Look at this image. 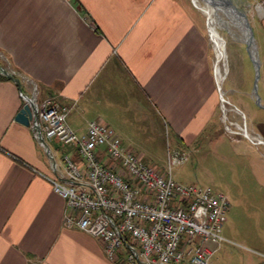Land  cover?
I'll return each instance as SVG.
<instances>
[{
    "label": "crops",
    "instance_id": "crops-1",
    "mask_svg": "<svg viewBox=\"0 0 264 264\" xmlns=\"http://www.w3.org/2000/svg\"><path fill=\"white\" fill-rule=\"evenodd\" d=\"M228 1L242 13L238 1L257 4L251 29L264 64V0ZM209 58L192 0H0V264H113L97 238L65 227L71 211L47 179L50 165L63 173L65 155L84 163L73 147L41 143L32 121H15L27 100L67 109L78 135L103 122L134 154L163 136L190 146L221 102ZM256 224L264 240V217ZM223 243L232 244L209 264H264V253L236 256Z\"/></svg>",
    "mask_w": 264,
    "mask_h": 264
},
{
    "label": "built area",
    "instance_id": "built-area-1",
    "mask_svg": "<svg viewBox=\"0 0 264 264\" xmlns=\"http://www.w3.org/2000/svg\"><path fill=\"white\" fill-rule=\"evenodd\" d=\"M66 116L67 109L47 99L31 122L37 138L73 147L84 163L81 168L65 155L63 173L55 163L50 165L47 179L71 211L65 214V227L97 238L113 264H209L227 241L220 232L229 201L210 187L173 179V167L187 155L168 151L163 175L125 150L112 128L94 121L78 135ZM101 147L117 167L101 163Z\"/></svg>",
    "mask_w": 264,
    "mask_h": 264
},
{
    "label": "rangeland",
    "instance_id": "rangeland-1",
    "mask_svg": "<svg viewBox=\"0 0 264 264\" xmlns=\"http://www.w3.org/2000/svg\"><path fill=\"white\" fill-rule=\"evenodd\" d=\"M200 2L204 5L203 1ZM237 4L252 27L257 4L246 6L247 3L240 1ZM199 12L205 19L210 67L218 89L214 73L216 58L209 38L208 20L201 10ZM221 17L227 19L225 14ZM216 29L226 41L227 52L226 60L221 64L222 71L226 68L225 80L217 91L220 100L223 98L229 102L225 105L231 111L223 112L221 100L204 134L193 145H174L167 136H163L154 144L142 142L140 145L147 150L146 153L138 149L134 155L164 175L168 151L180 150L185 153L187 159L184 163L173 167V179L184 185L210 187L228 198L227 220L220 232L232 243H223L227 251L236 256L252 249L264 253V240L259 233L261 224H256L257 219L264 217V144L255 143L243 134L242 129L237 128L240 125L251 135L264 139V64L259 63L257 95L262 106H258L253 97L256 71L247 45L238 41L218 21ZM253 32L258 45V33L254 28ZM254 47L256 56L259 55L263 61V50L257 51L255 43ZM234 264H239V261Z\"/></svg>",
    "mask_w": 264,
    "mask_h": 264
},
{
    "label": "bare ground",
    "instance_id": "bare-ground-1",
    "mask_svg": "<svg viewBox=\"0 0 264 264\" xmlns=\"http://www.w3.org/2000/svg\"><path fill=\"white\" fill-rule=\"evenodd\" d=\"M192 1L197 6V8L204 13V15L206 16V18L208 20L209 38H210V42L212 44L214 54H215V58H216L215 64H214V73H215L216 81H217L219 87L222 88V84L225 80L226 68L224 67L225 69L222 71L221 70V64L223 62H225L227 52L225 51V42L226 41H224V39L219 35V33L216 29V21H218V23L222 24L229 31V33L232 36H234L238 41L243 42L245 44L249 43V48H250L251 54L253 55V58L255 60H257L256 59L257 56L255 54V47L252 43H250V33H249V30L244 25V20L237 14V12L234 9H232L231 7H229L227 5L218 4V3L216 4V6H214L211 3V0H192ZM200 1H203L204 5H202ZM219 12L224 13L227 16V19L222 18L221 16L222 15L224 16V14L221 13L222 15H220ZM257 62H258V60H257ZM216 87H217V84H216ZM226 103H229V102L227 100L223 99V107L222 108H223L224 113H226L227 111H231L230 109H228L226 107V105H225ZM35 110L37 111V106H36ZM237 128H239V130L242 129L243 134L247 138H249L250 140L254 141L255 143L264 144L263 139H261V137H259L258 135L257 136L251 135L247 130H245L240 125H237Z\"/></svg>",
    "mask_w": 264,
    "mask_h": 264
},
{
    "label": "water",
    "instance_id": "water-1",
    "mask_svg": "<svg viewBox=\"0 0 264 264\" xmlns=\"http://www.w3.org/2000/svg\"><path fill=\"white\" fill-rule=\"evenodd\" d=\"M211 3L216 6V4H224L227 5L229 7H231L232 9H234L237 14L244 20V25L245 27L249 30L250 33V43H252L254 45L255 43V39H254V35L251 29V26L249 25V23L247 22V19L244 15V13L240 12L239 10H237L228 0H211ZM196 6V5H195ZM197 7V6H196ZM247 45V51L249 53V56L254 64L255 67V73H256V78H255V85H254V89H253V97L255 99V103L258 106H262L260 103V99L257 95V81L259 80V63L257 62V60H255L253 58V55L251 54L250 48H249V43L246 44ZM218 90H220L219 85H218ZM223 100V98H222ZM36 105L33 104V102L31 100H27V102L23 105L22 109L19 111V113L17 114V116L15 117V121L25 127H30V122L31 121H35L36 120ZM263 108V107H262ZM39 141L41 143L44 144V140L43 137L41 135H39Z\"/></svg>",
    "mask_w": 264,
    "mask_h": 264
}]
</instances>
